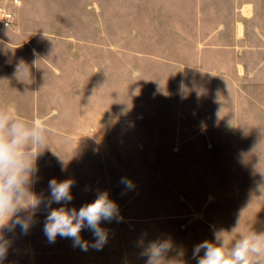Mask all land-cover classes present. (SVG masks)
Wrapping results in <instances>:
<instances>
[{
	"label": "rangeland",
	"instance_id": "rangeland-1",
	"mask_svg": "<svg viewBox=\"0 0 264 264\" xmlns=\"http://www.w3.org/2000/svg\"><path fill=\"white\" fill-rule=\"evenodd\" d=\"M12 1L0 106L49 132L29 185L42 203L26 234L4 232L2 264H146L160 244L161 264H196L194 246L239 218L226 250L264 228V0L251 14L235 0ZM53 178L74 181L69 207L101 191L116 202L102 249L48 241Z\"/></svg>",
	"mask_w": 264,
	"mask_h": 264
},
{
	"label": "clouds",
	"instance_id": "clouds-1",
	"mask_svg": "<svg viewBox=\"0 0 264 264\" xmlns=\"http://www.w3.org/2000/svg\"><path fill=\"white\" fill-rule=\"evenodd\" d=\"M30 75L29 67L21 61L16 67L20 74ZM48 125L45 119L35 118L31 122L16 114L13 106H0V264L6 257L8 244L4 232L14 231L17 227L26 234L33 216L42 203L31 191L33 176L37 173V160L42 155L48 140ZM126 188L133 184L126 178L121 179ZM71 179L48 182L49 199L44 201L48 209L43 232L50 243L57 237L70 239L74 247L97 250L107 243L108 230L103 223L119 222V208L110 199L107 191L98 192L96 198L77 208L68 205L74 199ZM26 202V203H25ZM53 205H60L53 207ZM30 208L32 215H27ZM241 218L231 232L214 233V241L205 240L193 248L192 258L196 264H264V228L252 226L247 233H239L229 244L228 237L240 228ZM92 234V241L84 239L83 231ZM167 244L151 248L146 264H161V257L169 251ZM201 251L203 254L201 255Z\"/></svg>",
	"mask_w": 264,
	"mask_h": 264
},
{
	"label": "built area",
	"instance_id": "built-area-1",
	"mask_svg": "<svg viewBox=\"0 0 264 264\" xmlns=\"http://www.w3.org/2000/svg\"><path fill=\"white\" fill-rule=\"evenodd\" d=\"M13 5L19 6V0H13ZM0 22L4 28H11L15 24V14L9 8H3L0 10Z\"/></svg>",
	"mask_w": 264,
	"mask_h": 264
},
{
	"label": "crops",
	"instance_id": "crops-1",
	"mask_svg": "<svg viewBox=\"0 0 264 264\" xmlns=\"http://www.w3.org/2000/svg\"><path fill=\"white\" fill-rule=\"evenodd\" d=\"M236 1V3L240 6V8H239V10H240V12H242V10H243V12H244V9L245 8H247V11L248 12H250V14H251V12H252V7L254 6V4H249L248 3V1L249 0H235ZM12 6H14V7H19V6H15V5H13V1H12ZM21 4V3H20ZM10 10H12L11 8H9ZM1 10V9H0ZM13 11V10H12ZM14 12V11H13ZM240 17H242V16H240ZM238 25H239V23H238ZM237 28V31L239 32V33H243V30H244V27H242V26H237L236 27ZM16 47L17 46H14V50H17L16 49ZM18 48V47H17Z\"/></svg>",
	"mask_w": 264,
	"mask_h": 264
}]
</instances>
